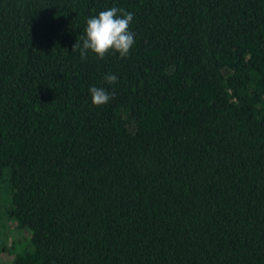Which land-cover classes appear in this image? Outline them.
<instances>
[{
    "label": "trees",
    "instance_id": "trees-1",
    "mask_svg": "<svg viewBox=\"0 0 264 264\" xmlns=\"http://www.w3.org/2000/svg\"><path fill=\"white\" fill-rule=\"evenodd\" d=\"M111 7L129 54L81 60ZM4 219L0 264H264V0H0Z\"/></svg>",
    "mask_w": 264,
    "mask_h": 264
},
{
    "label": "clouds",
    "instance_id": "clouds-1",
    "mask_svg": "<svg viewBox=\"0 0 264 264\" xmlns=\"http://www.w3.org/2000/svg\"><path fill=\"white\" fill-rule=\"evenodd\" d=\"M133 20L131 12L123 8L111 7L87 19L84 34L80 37L82 44L76 42L72 51L79 48L81 60H85L89 53L103 59L110 51L127 57L135 43L133 32L129 31V24ZM105 82L114 84L117 76L107 74ZM91 102L101 106L109 102L111 95L103 88H89Z\"/></svg>",
    "mask_w": 264,
    "mask_h": 264
},
{
    "label": "rangeland",
    "instance_id": "rangeland-1",
    "mask_svg": "<svg viewBox=\"0 0 264 264\" xmlns=\"http://www.w3.org/2000/svg\"><path fill=\"white\" fill-rule=\"evenodd\" d=\"M4 224L2 225V228H0V238H3L2 237V234H4V237H6V233L8 235V239H7V244L10 245L12 240L16 239V237L18 238L17 239V243H16V246H15V251L14 253H20L22 250H24L26 247H27V241H25L24 239L26 237H28V234L25 232V231H14V230H10L9 228V223L6 222V220L4 219ZM9 227V228H8ZM13 231V233H11ZM25 232V233H24ZM7 254L3 252V255H2V258L4 260L7 259ZM12 259V255H10L8 257V260L7 261H10Z\"/></svg>",
    "mask_w": 264,
    "mask_h": 264
}]
</instances>
